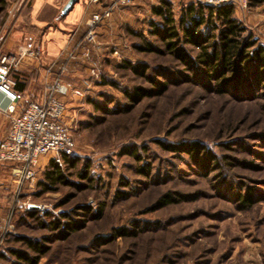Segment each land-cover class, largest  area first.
Here are the masks:
<instances>
[{"label":"rangeland","instance_id":"1","mask_svg":"<svg viewBox=\"0 0 264 264\" xmlns=\"http://www.w3.org/2000/svg\"><path fill=\"white\" fill-rule=\"evenodd\" d=\"M4 1L0 55L7 53L8 38L35 31L29 12L33 0ZM158 1L134 0L120 7L135 6L134 22L123 15L109 41L110 48L124 45L122 61L143 66V75L116 66L110 50L97 57L91 50L101 61L104 85L89 77L84 63L69 62L80 66L76 76L82 79L71 82L81 89L86 81L90 87L87 93L62 98L63 120L74 145L71 158L78 160L76 170L64 173L80 188L57 186L36 197L49 162L43 158L35 188L22 200L47 209L39 219L19 216L14 221L13 213L12 237L4 244L0 264H23L12 251L37 256L19 238L44 249L37 264H264V80L251 90L233 91L199 64H183L148 34L149 23L160 22L150 12ZM182 2L174 0V12ZM243 15L242 23L264 44V0H248ZM41 30L31 38L41 48V60L54 59L60 49L49 54L51 41L41 39ZM144 43L154 52L132 47L143 50ZM180 47L191 58L198 56L192 46ZM136 90L142 95L132 103L124 92ZM91 101L109 113L95 110ZM157 142L175 149L165 150ZM191 143L202 147V156L205 150L212 154L207 170L180 150L181 144ZM86 165L84 180L77 174ZM248 191L253 202L244 207L235 193ZM165 196L175 202L162 205ZM84 207L101 208L100 218H91ZM63 214L66 221L77 222L73 232L50 228L49 222ZM117 230L135 234L111 239Z\"/></svg>","mask_w":264,"mask_h":264},{"label":"trees","instance_id":"2","mask_svg":"<svg viewBox=\"0 0 264 264\" xmlns=\"http://www.w3.org/2000/svg\"><path fill=\"white\" fill-rule=\"evenodd\" d=\"M4 7L5 1L0 0V14ZM173 8V3L168 0H159L158 3L151 6V14L157 17L160 22L157 23L154 20L150 22L148 34L157 37L165 49L174 54L183 64L187 66L199 64L205 70L206 75L210 78H219V80H222L223 85L233 91L251 90L253 83L264 80V44L259 36H256L251 29L246 28L242 21L235 17L236 8L234 6L212 7L196 3L194 0H183L178 7V12H174ZM182 44L197 49L199 51L198 56L191 58L180 47ZM132 47L138 51L154 52L149 43L143 44V50L134 44H132ZM116 66L127 69L133 74L143 75L144 67L132 65L128 60L122 61ZM226 73L229 75L225 78ZM11 76L15 82V89L23 92L25 90L23 75L13 71ZM101 81V85L106 84L104 78ZM109 84L113 85L112 83ZM160 92L161 87L156 93ZM124 93L132 103H135L138 97L142 95L141 90H136V93ZM92 104L95 110L109 113L96 102H92ZM157 143L165 150L175 149L174 145ZM180 147V150L188 152L194 161L199 163L204 170H207L208 165L213 160V156L208 150H205L206 152L202 156L203 149L197 143L181 144ZM132 155L135 158V155ZM77 168L78 160L71 158V156H62L60 165L52 160L49 161L42 174L43 180L38 183L39 190L34 195L39 197L45 192L53 191L57 186L80 188L78 184L67 180L64 173V170H76ZM86 169L87 165L84 166V170L77 174L81 179L86 180L88 178ZM146 173L148 175V172ZM235 198L244 207H249L253 202L251 191L246 192L244 195L235 193ZM174 202L169 196H165L160 200L162 205H169ZM64 203L65 201L61 202L60 205ZM84 210L93 219H99L102 214L101 208L92 211L91 208L84 207ZM19 216L35 219L42 217L36 211L25 210L16 206L13 215L14 221ZM66 217L64 214L61 215L64 220ZM61 218L50 221V228L60 232V234L69 230L73 232L77 228V222L65 220L61 224ZM115 233H118V236L114 235L111 239L135 234L133 231L125 232V230H117ZM11 237V232L5 236L0 248V257L5 253V242L10 240ZM19 241H23L37 256L30 257L25 252L12 251L14 257L23 264H37L39 257L44 253V249L22 238H19Z\"/></svg>","mask_w":264,"mask_h":264},{"label":"built area","instance_id":"3","mask_svg":"<svg viewBox=\"0 0 264 264\" xmlns=\"http://www.w3.org/2000/svg\"><path fill=\"white\" fill-rule=\"evenodd\" d=\"M196 3L219 7L232 5L236 10L245 13L248 9V0H194ZM134 0H112L100 12L93 13L83 21L85 34L81 41L71 43L63 55L64 60L59 64H51L46 72L51 78L34 99L22 103L21 97L14 91L9 80L10 74L16 71L27 60L40 62L42 53L40 46L33 38H27L17 53L0 55V95L8 100L3 112L9 116V128L6 136L0 137V164L10 163V184L12 192L10 204L5 218L0 219V248L5 236L13 229L12 215L16 206L25 210L34 205L25 203L22 198L29 195L35 188L40 161L49 157L60 165L61 157H70L73 154V140L69 128L63 120L65 104L62 101L66 96H77L89 91V83L84 82L83 88H77L71 81L65 79L69 69V62L81 61L87 68L92 80L100 81L106 78L101 61L91 55V50L98 45V28L104 20L111 18L113 12L120 7L132 4ZM101 0H87V4L98 5ZM121 48L124 45L114 44L111 47V56L120 63L124 57ZM81 50V53L79 51ZM112 75V74H110ZM24 104L17 111L19 104ZM39 215L46 211V206L34 205Z\"/></svg>","mask_w":264,"mask_h":264},{"label":"crops","instance_id":"4","mask_svg":"<svg viewBox=\"0 0 264 264\" xmlns=\"http://www.w3.org/2000/svg\"><path fill=\"white\" fill-rule=\"evenodd\" d=\"M66 1L67 0H33L29 12L33 19L31 27H33V30L35 31L21 34L19 37L8 38L7 41L4 42V47L7 53H17L23 46L24 38L35 36L38 34L36 31L42 28V30L45 29V31L41 30V32H39V34H43L41 39H48L51 41L46 45L48 53L55 55L60 49L59 56L55 55L54 59L49 60L43 58L40 62L27 60L24 61L15 71L23 75L22 77L25 79V90L23 92H19L15 89L13 78L11 82L14 91L21 97L22 103L26 100L34 99L39 89L42 88V86L51 78V75L46 72V69L51 64L61 63L62 59H60V57H62L61 55L68 46V40L70 39L71 43L74 41L77 43L82 40L85 34L83 21L91 14L100 12L102 8L108 5L112 0H101V3L98 5L87 4V0H78L67 14L62 15L61 9ZM168 1L174 3V0ZM123 15H126L125 19L128 17L127 19L131 22V20L134 19L133 17H135V6L115 10L111 18L104 20L100 24L97 35L98 45L93 50V55H98L100 51L111 50L109 41L112 39V35H115L116 28L124 21ZM242 16H244L243 13L235 10V17L238 20H241ZM69 25L71 26L69 27ZM52 27H56V31L51 32L53 30ZM128 27L133 28L131 24H128ZM79 53H81V50ZM80 63L81 61L78 64ZM76 67L79 68L80 66L75 65L74 63L70 65L67 74H65V78L78 83L82 79L76 76L78 75ZM75 76L76 78L72 79ZM22 103L17 107V111H20L21 107L24 105ZM7 104L8 100L0 95V137L6 136L9 128V116L3 112V109L6 108ZM11 168L12 164L10 163L0 164V219L5 218L6 216L8 210L7 200L12 192V186L9 182Z\"/></svg>","mask_w":264,"mask_h":264},{"label":"water","instance_id":"5","mask_svg":"<svg viewBox=\"0 0 264 264\" xmlns=\"http://www.w3.org/2000/svg\"><path fill=\"white\" fill-rule=\"evenodd\" d=\"M77 1L78 0H67L66 3L64 4L63 8L61 9V14L62 15L67 14ZM29 209L30 210H36V206L32 205L29 207Z\"/></svg>","mask_w":264,"mask_h":264}]
</instances>
